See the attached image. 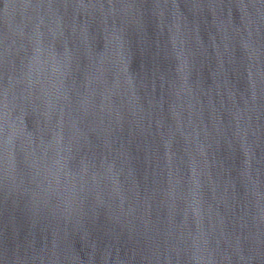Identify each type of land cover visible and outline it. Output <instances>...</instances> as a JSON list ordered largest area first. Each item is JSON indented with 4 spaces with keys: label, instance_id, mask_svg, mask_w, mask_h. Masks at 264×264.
<instances>
[{
    "label": "water",
    "instance_id": "95a60500",
    "mask_svg": "<svg viewBox=\"0 0 264 264\" xmlns=\"http://www.w3.org/2000/svg\"><path fill=\"white\" fill-rule=\"evenodd\" d=\"M0 264H264V0H0Z\"/></svg>",
    "mask_w": 264,
    "mask_h": 264
}]
</instances>
